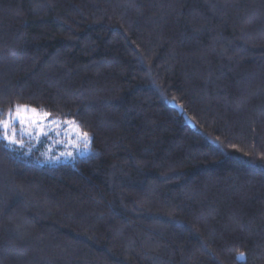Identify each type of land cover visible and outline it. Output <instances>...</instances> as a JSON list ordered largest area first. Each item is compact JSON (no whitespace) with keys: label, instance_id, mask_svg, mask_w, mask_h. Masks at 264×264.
I'll return each instance as SVG.
<instances>
[{"label":"trees","instance_id":"obj_1","mask_svg":"<svg viewBox=\"0 0 264 264\" xmlns=\"http://www.w3.org/2000/svg\"><path fill=\"white\" fill-rule=\"evenodd\" d=\"M0 264H264V0H0ZM40 150V151H39Z\"/></svg>","mask_w":264,"mask_h":264},{"label":"snow or ice","instance_id":"obj_2","mask_svg":"<svg viewBox=\"0 0 264 264\" xmlns=\"http://www.w3.org/2000/svg\"><path fill=\"white\" fill-rule=\"evenodd\" d=\"M49 128L56 135L68 136L69 141L73 142V147L77 146L76 138L85 141L88 139V134L81 130L77 121L61 119L58 116L52 117V114L44 108L15 104L6 111L0 110V140L5 141L9 146L23 147L21 132L28 136H43L48 134ZM67 154L71 155V152Z\"/></svg>","mask_w":264,"mask_h":264},{"label":"rangeland","instance_id":"obj_3","mask_svg":"<svg viewBox=\"0 0 264 264\" xmlns=\"http://www.w3.org/2000/svg\"><path fill=\"white\" fill-rule=\"evenodd\" d=\"M19 127V126H18ZM22 138L33 146H40L42 156L48 163H58L61 161H70L77 156H83L90 152V139L76 138L77 146L73 147V142L69 141L68 136L56 135L55 132L48 129V134L43 136H28L20 133ZM40 151V150H39ZM71 152V155L67 153Z\"/></svg>","mask_w":264,"mask_h":264}]
</instances>
